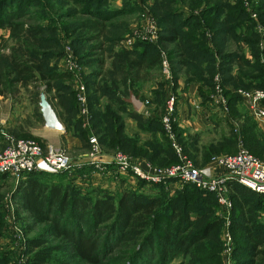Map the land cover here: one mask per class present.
Returning a JSON list of instances; mask_svg holds the SVG:
<instances>
[{
	"label": "trees",
	"instance_id": "obj_1",
	"mask_svg": "<svg viewBox=\"0 0 264 264\" xmlns=\"http://www.w3.org/2000/svg\"><path fill=\"white\" fill-rule=\"evenodd\" d=\"M36 1L40 3L39 0H0V28L9 29L13 41L10 54L0 56V94L13 95L18 91V84L28 87L42 81L46 84V93L58 94L55 97L59 104L56 105L61 110L56 113L66 133L79 138L85 149L90 148V137L95 135L106 150H121L156 166L178 162L162 125L164 112L157 118L129 109L130 104L125 101L127 88L123 90V84L113 85L110 79L98 85L94 79H98L100 73L89 77L91 81L86 85L90 125L83 126V117L78 115L77 93L65 84L62 86L74 76L49 66V61L59 55L57 38L52 35L54 26L28 24V20H36L35 12H30ZM192 5L203 7L202 12L181 13L170 6L160 19L161 42L172 46L170 56L173 65L178 66V69L174 67L173 81L176 85L178 70L186 66L191 72L188 80L200 82V94L206 102L215 92L214 78L219 73L227 99V114L239 121V131L249 151L264 160V137L252 126L254 120L249 113H241L242 99L237 93L239 88L264 90V48L260 45L257 22L251 18L244 0H196ZM254 8L264 25V0H259ZM123 9H127V4ZM131 9L113 11L109 0H87L82 10L90 18L81 25L104 35L105 20L131 14ZM39 16L46 19L42 12ZM85 39L88 40L86 35H80L74 41L80 45ZM231 40L246 43L252 59L242 52L229 51ZM157 48V45L139 42L132 50L122 53L125 67L118 68L115 64L118 68L115 71H118L116 75L123 73L124 85L129 82L133 89L145 72L160 65ZM102 63L98 58L93 64ZM235 64L238 65L236 73ZM166 84L160 81L153 91L154 99L164 107ZM105 97L107 100L103 102ZM39 112L41 115V107ZM127 117L138 122L139 131L127 132ZM174 130L189 153L197 136H185L176 121ZM148 131L151 138L143 140L141 133ZM224 137L221 145L231 146L236 141L234 136L230 140ZM207 149L205 155L209 154ZM196 162L200 164L197 159ZM67 175L33 171L15 179L11 192L19 214L27 211L33 223L45 225L39 235L27 242L31 264H222V245L218 237L221 220L213 213L217 200L213 193L188 185L171 197L167 192L168 183H149L142 179L137 188L121 192L100 187L84 191ZM7 177L10 176L0 174V188ZM146 185L150 186V191L144 189ZM231 198L234 202V259L230 264H264V221L257 218L264 210V194L233 183ZM244 206L249 208L248 214ZM3 209L0 202V234ZM26 230L31 229L27 226ZM0 264L11 262L2 254Z\"/></svg>",
	"mask_w": 264,
	"mask_h": 264
},
{
	"label": "rangeland",
	"instance_id": "obj_2",
	"mask_svg": "<svg viewBox=\"0 0 264 264\" xmlns=\"http://www.w3.org/2000/svg\"><path fill=\"white\" fill-rule=\"evenodd\" d=\"M40 3L36 1V4L30 8V12H35L36 20H28V24L36 25L37 23L42 25H50L54 26L53 36L57 38L59 55L57 54L53 59L49 61V66L58 70L67 71L66 67V59L68 55H71L76 65L78 66V75L81 77L83 82L87 85L89 77L96 75V73H100V77L97 80L98 85L103 84V81L106 79L107 82L110 79L119 87L121 84V77L116 75L118 71H115L118 68H124L125 63L122 62V58L126 51L132 50V48H128L125 46L124 41L128 38H131L137 33V35H145L147 36L148 30L150 27L155 26L158 32V41L157 43H152L150 41L139 40L137 38V43L146 42L157 45V49L160 52L161 60L160 65L154 68L155 71L151 73V75L155 78H158L159 81H163L166 83L173 82L174 78V67L178 69V66L173 65V59H171L170 51L171 45L166 46V43L161 42L162 36V27L160 24V19L164 16L165 12L170 10V6L176 7L179 12L185 13L189 11H193L194 14H199L202 12L203 7L194 8L192 4L196 2V0H109V5L111 10H127L132 8L133 10L131 14L126 13L125 15H120L119 17H115L114 19L105 20L107 21V25L105 28V33H98L97 29H85L81 25L83 21L88 20L90 15L86 14L82 8L86 4L87 0H39ZM83 1V3H82ZM234 2L235 0H229ZM259 2V0H244V4L251 16V18L257 22L258 31H261L262 23L260 20L259 13L254 8L255 5ZM127 4V9H123ZM45 5V6H44ZM204 5V4H203ZM202 5V6H203ZM129 6V7H128ZM43 13V17L46 19H42V16L38 17V13ZM121 12V11H120ZM252 13L256 14V17L252 16ZM49 18H53L57 21L51 22ZM210 33L207 32V35ZM80 35H86L88 40H84L82 44L78 45V42H75V37H79ZM47 36V34L45 35ZM83 38V37H81ZM13 45V41L10 40V30L7 28H0V56H7L10 54L11 46ZM99 46V47H98ZM78 49V50H77ZM126 55V54H125ZM100 58L103 63L93 64L96 60ZM166 58L168 60L169 68L171 74L166 76L162 67V59ZM118 65V68L116 65ZM103 65V66H101ZM235 69V66H233ZM120 71V70H119ZM68 73L70 71H67ZM150 72H148L149 74ZM71 75L75 77L74 74L70 72ZM103 74V75H102ZM145 72V76H146ZM144 76V77H145ZM217 74L215 75L216 79ZM71 76V79H67L62 83L69 87L72 91L77 93L75 79ZM221 78V77H220ZM18 91L15 94H7L6 97H3L0 94V111L4 117L3 120V130L14 138H28L33 140H41L46 145L48 143H53L56 146L62 147L66 149L69 154L74 158L78 159L83 151L87 149L73 147L70 146L69 142L61 137V134H67L64 125L59 124L56 128H51V121H47L44 115H40V94L45 93L48 99H50V103L55 110V112L60 111V107L56 104L58 103V99L55 97L58 95L55 91L46 93V84L42 81L35 82L28 87H24L21 84L17 85ZM110 88V87H109ZM177 95V93L175 92ZM66 96V95H64ZM56 98V99H55ZM132 97H130L131 99ZM107 97L103 98V102H106ZM55 106L57 108H55ZM239 108L241 113L244 114L248 112L241 100L239 103ZM166 108V107H165ZM165 112V111H164ZM211 114L216 113L217 121L213 122V127L210 130L202 132L204 135L200 141L193 144L189 153H187L185 146L179 140L181 145L184 147L186 154L191 158L197 166L205 167L210 164L211 160L209 158L212 155L215 156H223V155H232L233 153H237L239 150V145L242 144L244 147L247 145L242 140V134L239 131V124L237 120H234L225 112L222 108H215L210 111ZM57 114V113H56ZM78 115H81L80 110L78 109ZM82 116V115H81ZM146 116V115H145ZM249 116H251L249 114ZM90 117V116H89ZM252 117V116H251ZM1 120V118H0ZM60 120V119H59ZM84 120V118H83ZM254 120V121H253ZM252 121L254 124L257 133L264 137V129L261 127L258 121H256L252 117ZM11 122V125L8 123ZM24 128L29 127L26 131H31L32 128H38L36 133L39 134H31V132L19 133L16 128H19V123ZM55 122V121H54ZM137 122V121H136ZM245 122V119H244ZM247 122V121H246ZM57 123V122H56ZM83 126L88 127L90 125L89 118L88 122L84 123ZM13 126H17L14 128ZM45 136H49V139L44 138ZM95 136V135H94ZM225 136V137H224ZM235 137L236 141H234L231 146L221 145V140L226 137L231 138ZM75 137V136H73ZM77 138V137H75ZM79 139V138H78ZM234 139V140H235ZM230 140V139H229ZM241 141V143H240ZM40 143V142H39ZM83 144V142H82ZM7 145L6 137L0 132V150L4 149ZM44 145V146H45ZM208 148V149H207ZM247 148V147H246ZM103 153H111L115 152H123L121 150H106L102 147ZM209 150V154L205 155L204 151ZM248 149V148H247ZM125 153V152H123ZM127 154V153H126ZM129 155V154H128ZM193 155L195 157H193ZM131 156V155H130ZM214 156V157H215ZM256 156V155H255ZM133 157V156H132ZM258 157V156H257ZM140 160H147L142 157H135ZM200 164L196 162V159ZM262 157H260L261 159ZM263 160V158H262ZM264 161V160H263ZM169 166V165H168ZM74 170V169H73ZM67 173V178L73 180L76 186H80L84 191L91 190L97 187H91L89 185H85L83 183L84 179L87 178L84 176L83 172L79 169H75L74 171L65 172ZM91 178L87 179L88 181ZM15 178L7 177L2 180V185L0 188L2 199L0 202L4 207V223L2 225V233L0 234V255L2 254L7 257L11 264H31V253L29 247L27 248V242L29 238L33 236L39 235L45 225L44 224H36L33 223L30 214L27 211H20V214L17 210V204L12 199V190L15 186ZM179 185V183L177 184ZM192 185V184H184L180 188H169L168 195L173 197L176 195L178 190L183 189L184 187ZM145 190L150 191V186H145ZM233 190V187H232ZM231 190V194H232ZM122 191V190H121ZM120 191V192H121ZM112 192H119L117 190H112ZM205 193V192H204ZM208 193H205L207 195ZM233 210H234V202L233 207L230 211H223L220 204L216 200V205L214 207V216H216L219 220H221V227L218 234V237L221 241L222 249H221V260L222 264H230L234 259V238L232 233V223H233ZM245 212L248 214L250 212L247 206H244ZM257 218L261 221H264V210L260 211L257 215ZM27 226L31 229L27 231ZM13 232H16V238H13ZM230 232L232 235V251L230 254L225 252L226 241L225 234ZM177 262V261H176Z\"/></svg>",
	"mask_w": 264,
	"mask_h": 264
},
{
	"label": "built area",
	"instance_id": "obj_3",
	"mask_svg": "<svg viewBox=\"0 0 264 264\" xmlns=\"http://www.w3.org/2000/svg\"><path fill=\"white\" fill-rule=\"evenodd\" d=\"M251 14L256 17L255 13L251 12ZM158 32L157 28L152 26L148 30L147 36L135 33L133 37L126 39L124 44L128 48H132L135 46L137 38L157 43ZM66 67L67 71L75 75L79 110L86 125L89 118L86 84L78 75V66L71 55L67 56ZM162 67L166 76H169L171 71L166 58L162 59ZM215 82V92L211 98L216 106L227 112V99L223 93L219 75L216 76ZM237 93L240 95L247 111L264 129V90L239 88ZM177 100L178 97L175 92L170 91L167 96L165 112L162 116V125L178 157V162L169 166H156L148 160H140L119 151L112 154V162L117 166L119 172L122 174L130 173L149 183H168L171 189L180 188L184 184L195 185L201 190L213 193L222 210L226 212L233 207L231 198L233 183L242 184L259 194H264V161L242 144L239 145L237 153L215 156L210 164L205 167L197 166L189 158L174 130ZM140 102L141 107L136 108L133 105L134 109L141 110L144 115H150V100L146 99ZM0 132L7 139V145L0 150V174H8L16 180L23 174L33 171L59 174L71 173L75 169L80 170L86 165L91 166L96 171L105 168L102 161L103 149L98 138L94 135L90 137V148L83 151L78 159H74L66 149L53 143L43 146L33 139L14 138L3 130L2 120H0ZM178 183L179 185H177ZM12 234L13 238H16V232L12 231ZM225 241V252L230 254L232 251V235L229 231L225 234Z\"/></svg>",
	"mask_w": 264,
	"mask_h": 264
},
{
	"label": "crops",
	"instance_id": "obj_4",
	"mask_svg": "<svg viewBox=\"0 0 264 264\" xmlns=\"http://www.w3.org/2000/svg\"><path fill=\"white\" fill-rule=\"evenodd\" d=\"M260 31L261 35V42L260 45L262 48H264V25H262ZM211 37V34L208 35ZM210 45L213 44L212 41H210ZM228 50L229 51H238L242 52L243 55L246 58L252 59L251 51L246 43H237L235 40H231L228 44ZM235 69L234 73L237 72L238 65H234ZM154 68L151 69L150 73L146 74L145 77H141L138 81L134 83L133 89L130 88V83L127 82V85L121 86V88L124 90L127 88L128 94L125 96V101L128 102L129 109H133L137 113H142L141 110H135L133 105H135L136 108L141 107V100L151 99V105H150V115L152 117L160 118L164 112V105H161L157 100L153 97V91L157 88L159 84V79L155 78L151 75L153 73ZM189 68L186 66H183L181 69L178 70V78H177V84L175 85V82H171L170 84H166V98L165 101H167V96L170 91L177 93V108H176V122L180 129L184 131L185 136H197V142L200 141V139L204 136L202 132H205L207 130H210L211 127H213V122L217 121V115L216 113L211 114L210 111L215 108H221L215 105L212 98L208 101H204L199 90L200 82L191 80L189 81V77L191 76ZM219 75V73L217 74ZM118 76L123 78V73L118 74ZM220 76V75H219ZM221 77V76H220ZM134 90H136L134 92ZM3 96V95H2ZM134 96V97H132ZM5 97V96H3ZM130 97L131 101H130ZM212 97V95H211ZM164 101V102H165ZM165 104V103H163ZM164 107V108H163ZM228 113V112H227ZM249 113V112H248ZM250 114V113H249ZM144 115V114H143ZM50 116V115H49ZM146 115V117H148ZM0 118L3 121L4 117L2 115V112L0 111ZM5 121V120H4ZM11 125V122H8ZM19 128H16L17 126H13L18 130L19 133H26L31 132V134H39L38 128H32L31 131H26L29 129L24 128V125L22 126L19 123ZM126 125H127V132L130 134H133L138 129V122H136L133 118H126ZM59 129V128H58ZM63 138H65L70 146L73 145V147L77 148H83L82 141L78 138L73 137L71 134H61ZM152 134L151 132H142L141 137L143 140L151 138ZM44 138L49 139V136H45ZM196 142V143H197ZM85 149V148H83ZM102 161L104 162L105 168L101 171H96L91 166H83L80 170L83 172L84 176L88 179L83 181L85 185H89L91 187H100L106 190H117L121 191L127 188L135 189L138 186L139 179L138 177L132 175V174H122L119 172L117 166L112 162V154L111 153H104L102 157ZM16 183V181H15Z\"/></svg>",
	"mask_w": 264,
	"mask_h": 264
},
{
	"label": "water",
	"instance_id": "obj_5",
	"mask_svg": "<svg viewBox=\"0 0 264 264\" xmlns=\"http://www.w3.org/2000/svg\"><path fill=\"white\" fill-rule=\"evenodd\" d=\"M40 107H41V111H42L46 121H47V118H48L47 115L51 114L52 117L55 120V123L57 122V123L61 124V122H60L55 110L53 109V107H52V105H51L50 101L48 100V98H47L45 93H41L40 94Z\"/></svg>",
	"mask_w": 264,
	"mask_h": 264
},
{
	"label": "bare ground",
	"instance_id": "obj_6",
	"mask_svg": "<svg viewBox=\"0 0 264 264\" xmlns=\"http://www.w3.org/2000/svg\"><path fill=\"white\" fill-rule=\"evenodd\" d=\"M132 97H134V96H132ZM130 101H131V99H130ZM50 115V116H49ZM47 116H49V119H48V121H51L52 123L50 124V127L51 128H56V127H58L59 128V125H58V123H55L54 121V118L52 117V115L51 114H48Z\"/></svg>",
	"mask_w": 264,
	"mask_h": 264
}]
</instances>
